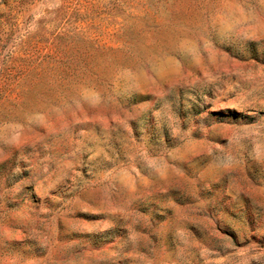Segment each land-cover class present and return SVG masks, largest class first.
Masks as SVG:
<instances>
[{
  "label": "rangeland",
  "instance_id": "rangeland-1",
  "mask_svg": "<svg viewBox=\"0 0 264 264\" xmlns=\"http://www.w3.org/2000/svg\"><path fill=\"white\" fill-rule=\"evenodd\" d=\"M0 264H264V0H0Z\"/></svg>",
  "mask_w": 264,
  "mask_h": 264
}]
</instances>
